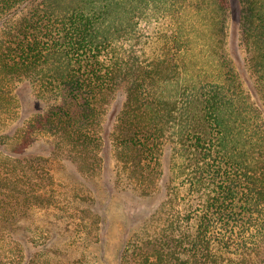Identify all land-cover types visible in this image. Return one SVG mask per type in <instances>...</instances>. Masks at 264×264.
Wrapping results in <instances>:
<instances>
[{"label": "trees", "instance_id": "16d2710c", "mask_svg": "<svg viewBox=\"0 0 264 264\" xmlns=\"http://www.w3.org/2000/svg\"><path fill=\"white\" fill-rule=\"evenodd\" d=\"M241 5L246 71L227 50L228 0H0V133L29 82L44 105L14 135L31 125V145H52L47 155L1 150L42 181L23 200L0 170V227H26L22 203L63 209L52 186L63 159L87 174L102 168L101 118L123 96L115 183L162 199L121 264H264V0Z\"/></svg>", "mask_w": 264, "mask_h": 264}, {"label": "rangeland", "instance_id": "374dc122", "mask_svg": "<svg viewBox=\"0 0 264 264\" xmlns=\"http://www.w3.org/2000/svg\"><path fill=\"white\" fill-rule=\"evenodd\" d=\"M228 4L227 50L236 68L246 71L249 66L241 31V0H228ZM251 81H244L247 88ZM18 98L20 109L17 119L0 133L3 135L0 137V170L10 178V184L7 181L6 187L24 200L25 194L37 193L42 177L37 175L39 179H36L35 172L25 162H4L1 150L19 156H29L30 152L47 155L52 145L42 141L31 145L28 141L33 130L31 125L14 135L15 127L24 125L44 105L29 82L18 85ZM123 98L121 96L111 102L101 118L106 140L102 168L87 174L81 172L76 164L63 161L65 159L60 165H54L55 183L52 186L55 200L62 204L63 209L51 211L44 208L33 212L22 203L16 218L21 219L26 227L22 228L19 221L11 228L0 227V264H5V259L13 258L21 259L19 264H121V253L127 240L130 238L132 243L137 240L141 224L157 209L162 199V196L140 197L115 183L114 150L110 138ZM36 168L37 174L45 173L44 166L38 165ZM58 187L74 192L73 198L67 197L68 194H63ZM76 191L80 196L75 194ZM85 202H89L100 216L87 211V206L83 204ZM25 231L27 236L24 235ZM18 235H22V245L19 246L13 239Z\"/></svg>", "mask_w": 264, "mask_h": 264}]
</instances>
